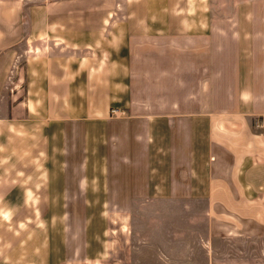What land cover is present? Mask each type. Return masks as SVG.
Here are the masks:
<instances>
[{
  "label": "crops",
  "instance_id": "obj_1",
  "mask_svg": "<svg viewBox=\"0 0 264 264\" xmlns=\"http://www.w3.org/2000/svg\"><path fill=\"white\" fill-rule=\"evenodd\" d=\"M28 198L47 264H264V0H0V201Z\"/></svg>",
  "mask_w": 264,
  "mask_h": 264
},
{
  "label": "rangeland",
  "instance_id": "obj_2",
  "mask_svg": "<svg viewBox=\"0 0 264 264\" xmlns=\"http://www.w3.org/2000/svg\"><path fill=\"white\" fill-rule=\"evenodd\" d=\"M12 146L14 148V144ZM31 146V142H24L22 152L17 153L12 151V155H15L17 158L12 156L8 160L6 155L2 159V166L6 168L8 163L9 165L14 164L16 160H21L24 156L29 155L32 151L30 149ZM29 149L30 152H27ZM22 161L28 164V172L21 186L27 189L30 194L39 192L40 183L37 179L40 175L33 166L35 161L34 156L29 157L27 160L23 158ZM29 161L32 163H29ZM38 199L40 198H36V200L31 198L23 200L12 199V206L5 199L0 201V207H12V212L9 215L0 214V264H47L46 243L48 240V219L47 216H40V214L34 213V209H38L41 201V199ZM133 227H135L134 224ZM133 229L135 230V228ZM111 234L119 242L118 249L120 250V255H123V258H133L136 249L135 246H131L135 243V232L133 231V234H129L128 236L126 230L121 231L119 226ZM116 258V253L113 252L108 257L106 264H122L120 262L112 263Z\"/></svg>",
  "mask_w": 264,
  "mask_h": 264
},
{
  "label": "built area",
  "instance_id": "obj_3",
  "mask_svg": "<svg viewBox=\"0 0 264 264\" xmlns=\"http://www.w3.org/2000/svg\"><path fill=\"white\" fill-rule=\"evenodd\" d=\"M116 110H113V112H115Z\"/></svg>",
  "mask_w": 264,
  "mask_h": 264
}]
</instances>
